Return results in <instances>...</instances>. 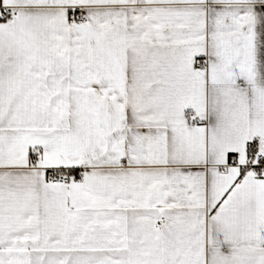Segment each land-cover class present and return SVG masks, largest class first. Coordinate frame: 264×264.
<instances>
[{"label":"snow or ice","instance_id":"1","mask_svg":"<svg viewBox=\"0 0 264 264\" xmlns=\"http://www.w3.org/2000/svg\"><path fill=\"white\" fill-rule=\"evenodd\" d=\"M0 264H264V0H0Z\"/></svg>","mask_w":264,"mask_h":264}]
</instances>
